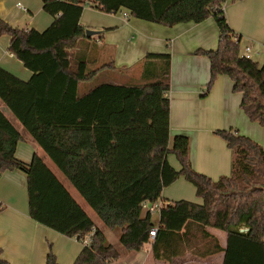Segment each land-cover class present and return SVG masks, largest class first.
I'll use <instances>...</instances> for the list:
<instances>
[{
  "label": "trees",
  "instance_id": "1",
  "mask_svg": "<svg viewBox=\"0 0 264 264\" xmlns=\"http://www.w3.org/2000/svg\"><path fill=\"white\" fill-rule=\"evenodd\" d=\"M227 0H43L54 22L43 32L12 27L0 16V35L11 37L9 52L32 72L23 81L0 67V99L77 189L106 227L120 229V243L140 251L151 242L156 260L172 262L191 251L197 257L223 254V264H264V148L238 131L215 134L233 151L232 174L214 180L198 173L189 158L187 136L170 146L169 54H148L131 69L117 68L115 48L105 31L88 38L81 24L87 6L107 14L127 10L138 20L164 27L200 24L213 18L218 47L197 51L210 60L209 92L218 76H228L242 93L241 109L264 128V63L246 59L242 38L230 27ZM100 42V43H99ZM141 79L127 85L102 83L83 96L82 84L105 71ZM23 137L0 109V174L20 170L28 180L30 216L36 222L83 241L93 234L74 264H109L121 257L62 182L35 155L19 160ZM174 155L180 169L169 163ZM184 177L201 204L172 202L160 212L159 226L145 204L162 200L163 190ZM226 235V245L211 233ZM202 240L203 245L191 243ZM195 240V241H194ZM0 264H10L2 258ZM46 264H58L53 252Z\"/></svg>",
  "mask_w": 264,
  "mask_h": 264
},
{
  "label": "crops",
  "instance_id": "2",
  "mask_svg": "<svg viewBox=\"0 0 264 264\" xmlns=\"http://www.w3.org/2000/svg\"><path fill=\"white\" fill-rule=\"evenodd\" d=\"M43 6V0H0V16L12 27L43 32L54 22V18L44 11ZM124 11L127 10L118 14H107L87 6L81 18V24L89 30L105 31L102 42L106 46L115 48V65L119 69H131L148 54L171 55L170 146L175 136H187L190 141L189 158L194 170L214 180L222 176H230L233 151L215 132L233 130L243 135L238 128L240 122L248 129V131L242 130L246 133L243 136L251 138L264 148V130L246 124L249 118L241 109L243 94L234 92V83L228 76H218L212 89L207 92L211 77L210 60L206 56L197 55L196 52L217 49L219 29L215 20L209 18L200 24L188 23L164 27L131 16L126 20L123 17ZM224 11L232 30L242 38V42L253 43L250 45L253 48V56L260 55L264 63V0H227ZM10 42V36L0 35V67L23 81H29L32 72L9 52ZM255 46L257 48H254ZM105 72L100 75L103 76ZM131 73L139 74L135 81L141 79V70L128 74L108 73L100 80L99 75L95 81L82 84L79 94L83 96L102 83L131 84ZM0 109L23 137L17 147V158L30 164L34 156L38 155L92 219L96 227L104 233L108 241L109 235L113 232L112 229L106 227L101 219L99 221L94 219L86 200L1 99ZM168 159L173 168L176 170L181 168L174 155L172 158L169 156ZM182 200L202 203L196 195L195 187L184 177L163 190L161 201L167 206ZM29 210L26 173L15 170L0 174L2 258L10 264H46L48 255L53 252L58 264H74L84 250L83 243L75 237L64 236L36 222L31 218ZM158 226L159 224L156 225ZM211 233L219 239L222 246L226 245L224 233L221 234L217 230H211ZM114 241V245L119 243L121 246L119 247L122 254L120 260L124 258V264H147L152 257L154 258L153 240L140 251L124 249L120 243V235L115 236ZM223 258V254H218L201 258L178 257L172 262L158 261L154 258L153 262L154 264H223Z\"/></svg>",
  "mask_w": 264,
  "mask_h": 264
},
{
  "label": "rangeland",
  "instance_id": "3",
  "mask_svg": "<svg viewBox=\"0 0 264 264\" xmlns=\"http://www.w3.org/2000/svg\"><path fill=\"white\" fill-rule=\"evenodd\" d=\"M250 45H253V43H251V42H245V41H241V43H240V47H241V51H242V54L244 53V50H245V48L247 47V46H250ZM254 48H257V46H255ZM262 57L260 56V55H255V56H253V60H255V61H257V62H259L260 64H263V61H262V59H261ZM138 71V70H137ZM108 73H114V72H111V71H107V72H105V74H103V76H105V75H108ZM114 75V74H113ZM131 76H132V81H134L135 79H137L138 78V76H139V74H135V73H131L130 74ZM102 75H100L99 76V80L100 79H102V77H103ZM17 121V120H16ZM239 124H240V126L238 127L239 129H240V132L243 134V135H246V133H243V131L242 130H244V131H248V129H246L245 127H244V125H242L240 122H239ZM246 124L247 125H254L255 127H259V128H261V129H263L264 130V128L263 127H261L258 123H255V122H251L249 119L248 120H246ZM259 125V126H258ZM15 126V125H14ZM248 136V135H247ZM263 147V146H262ZM171 156V158H172V156L173 155H170ZM197 195V194H196ZM88 209H89V211H90V213H92V216L94 217V219H96V220H100V218H99V216L92 210V208H90L89 206H88ZM145 212H147V210H145L144 211V214H145ZM153 223L154 224H156V225H158L159 224V214H154L153 215ZM113 232L109 235V238H108V241H107V244H111V245H113V246H115V247H117L118 249H119V247H121L120 246V244L118 243V245H114L115 243V241H114V238H115V236H118V235H120V229H113L112 230ZM216 231V230H215ZM218 232H220V231H218ZM221 234H222V232H220ZM198 241L197 242H193V243H191V244H193V245H195L196 247L197 246H199V245H203V244H205V242L204 241H202V240H200L199 241V238L197 239ZM195 241V240H194ZM125 249V248H124ZM192 251H193V249H191V251H188V252H186L184 255H182L180 258H198L196 255H193V253H192ZM144 255V254H143ZM146 255V254H145ZM121 257H122V254H121ZM120 257V258H121ZM154 258L152 257V259L147 263V264H154V262L153 261H155V260H153ZM124 258H122L121 260L120 259H118L117 261H114L113 262V264H124Z\"/></svg>",
  "mask_w": 264,
  "mask_h": 264
},
{
  "label": "built area",
  "instance_id": "4",
  "mask_svg": "<svg viewBox=\"0 0 264 264\" xmlns=\"http://www.w3.org/2000/svg\"><path fill=\"white\" fill-rule=\"evenodd\" d=\"M123 17L124 19L128 20L130 18V13L128 11H124L123 12ZM243 56L246 58V59H253V48L251 46H247L245 48V51L243 53ZM166 205L164 204L163 201H159L158 203H155V204H145V209L148 210L152 215L153 214H160L161 210L165 207ZM157 232H158V229L155 228L153 230L150 231V238L151 240H154L157 236ZM93 234L94 233H91L89 234L83 241V245L84 247H90L92 241H93Z\"/></svg>",
  "mask_w": 264,
  "mask_h": 264
},
{
  "label": "water",
  "instance_id": "5",
  "mask_svg": "<svg viewBox=\"0 0 264 264\" xmlns=\"http://www.w3.org/2000/svg\"><path fill=\"white\" fill-rule=\"evenodd\" d=\"M97 34H98L97 31H93V30H89V29L86 31V35H87L88 38H91V37H93V36H95Z\"/></svg>",
  "mask_w": 264,
  "mask_h": 264
}]
</instances>
